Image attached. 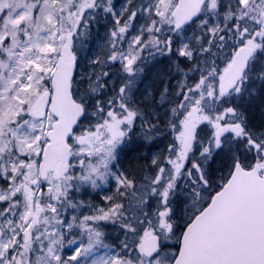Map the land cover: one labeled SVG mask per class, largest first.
<instances>
[{"label":"snow or ice","instance_id":"6c2138e0","mask_svg":"<svg viewBox=\"0 0 264 264\" xmlns=\"http://www.w3.org/2000/svg\"><path fill=\"white\" fill-rule=\"evenodd\" d=\"M0 264H264V0H0Z\"/></svg>","mask_w":264,"mask_h":264}]
</instances>
